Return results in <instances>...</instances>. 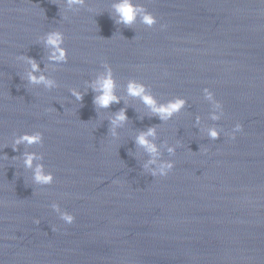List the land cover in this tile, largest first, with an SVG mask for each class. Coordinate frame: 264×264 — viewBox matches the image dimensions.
Returning <instances> with one entry per match:
<instances>
[{"label": "water", "instance_id": "1", "mask_svg": "<svg viewBox=\"0 0 264 264\" xmlns=\"http://www.w3.org/2000/svg\"><path fill=\"white\" fill-rule=\"evenodd\" d=\"M120 2L0 0V264H264V0H132L152 26L119 22ZM21 57L56 86L31 83ZM105 63L119 102L101 108ZM133 79L157 106L185 103L161 118L128 94ZM149 129L155 155L137 142ZM37 131L43 144L15 143Z\"/></svg>", "mask_w": 264, "mask_h": 264}, {"label": "clouds", "instance_id": "2", "mask_svg": "<svg viewBox=\"0 0 264 264\" xmlns=\"http://www.w3.org/2000/svg\"><path fill=\"white\" fill-rule=\"evenodd\" d=\"M84 0H70L71 4H83ZM116 12L119 14L121 23H124L126 25H130L133 23V21L136 19L137 15H142L143 23L152 26L157 24V17L152 15L151 13L146 12V10L142 6H137L134 3H132V0H121L120 3L115 5ZM64 34L60 31H54L47 35L45 43L54 49L52 51L51 59L57 62H67L68 60V50L65 47H62L64 44ZM21 59H26L29 64H31L32 72L29 73V80L33 84L43 83L48 88H53L56 86L55 81L47 79L45 76L41 75L39 77L33 75L32 73L39 70L38 63L31 59V58H25L21 57ZM103 67L105 68V71L101 73L98 77V79L94 83V90L100 92L101 94L95 97L94 103H96L101 108H107L110 107L112 103H118L119 97L115 95V88H116V80L114 75L113 68L105 63L103 64ZM128 88V94L131 96H139L143 99L144 103L151 106L153 108V111L156 112L161 116V118H168L172 116L175 112L179 111L182 106L184 105L185 101L182 99H176L174 101H170L167 105H161L157 106L156 101L154 97L147 94V85L144 83L137 81L135 79L130 80L127 85ZM207 93L208 99L212 100L214 98L213 92H211L209 89L205 90ZM72 94L76 96L77 100L83 99V94L79 93L75 90H72ZM217 109H221V115L220 116H213L212 118L214 120H218L221 118L223 114L222 104L217 102L215 104ZM127 119V116L125 112L122 110L119 112L115 120L112 122L114 125H118L121 122L125 121ZM241 124H236L235 129L232 134V138L235 139V132H239L242 130ZM155 134L154 129H149L146 133L141 134L137 138V142L145 146L147 150L152 154H158L156 146L151 143L147 138L149 136H153ZM209 135L212 139L218 138V130H210ZM44 135L43 132L37 131L32 134H24L22 136H19L15 143L17 145L21 143H27V144H43ZM169 151H174L173 149H169ZM35 154H28L26 157L25 163L28 166H31L33 163V160L35 159ZM174 168V162L171 163H164L159 166L158 170H153L152 175L153 176H167L168 173ZM35 179L40 184H51L55 177L51 173L45 174L43 171L42 166H38L36 168V175ZM53 208L60 213V218L63 220L66 224H73L76 220L75 215L72 213L61 211L58 204H54ZM36 223H39V220H36Z\"/></svg>", "mask_w": 264, "mask_h": 264}]
</instances>
